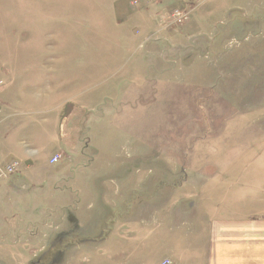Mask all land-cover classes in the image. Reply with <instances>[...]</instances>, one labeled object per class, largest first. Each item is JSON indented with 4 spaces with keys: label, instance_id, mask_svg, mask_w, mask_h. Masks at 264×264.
<instances>
[{
    "label": "rangeland",
    "instance_id": "1",
    "mask_svg": "<svg viewBox=\"0 0 264 264\" xmlns=\"http://www.w3.org/2000/svg\"><path fill=\"white\" fill-rule=\"evenodd\" d=\"M91 1L101 8L103 0H0L3 85L56 84L57 62L74 85L79 63L106 53L115 58L98 69L118 65L113 75L82 74L81 94L97 97L67 104L62 145L48 158L59 156L58 165L47 185L31 186V202L4 208L16 192L0 180V264L172 263L167 255L206 221L194 192L208 179L217 181L208 189L218 188L219 163L264 165V0H115L131 14L145 8V27L102 10L100 23L81 25ZM135 59L147 66L144 84L126 85L129 68L119 61ZM236 132L250 136L221 153L220 142ZM17 163L12 177L39 178ZM74 181L65 208L60 188L71 194ZM89 195L91 208L76 212Z\"/></svg>",
    "mask_w": 264,
    "mask_h": 264
},
{
    "label": "crops",
    "instance_id": "2",
    "mask_svg": "<svg viewBox=\"0 0 264 264\" xmlns=\"http://www.w3.org/2000/svg\"><path fill=\"white\" fill-rule=\"evenodd\" d=\"M86 4H88L91 11L94 10L95 14L86 11L84 14L86 21H82L81 25L91 26L100 23V10L108 13L111 19L130 17L129 24L135 22L140 27L148 25L147 13L149 12L145 8H141L137 14H131L134 12V8L126 6L125 3L124 5L118 4L115 0H103L101 8L99 4L93 5L92 1ZM148 8L152 9L151 7ZM77 16L75 14V17ZM125 41L133 42L134 40L127 36ZM131 54H133V51L129 52L128 57ZM100 58L97 63L87 62L85 66L83 63H79L78 70H75V72L80 73L78 76L80 78L74 85H66L65 69L62 70L60 63L57 62L56 65L52 63L55 68L54 74L57 75L55 77L56 84L0 86V162L4 164L8 163V160H16L22 165L25 163L27 169L38 170L39 172V178L36 177L33 180L21 177H8L4 180L16 192L9 193L11 194L9 197H4L6 205L10 203V206L6 207L5 205L4 208L14 210L18 209V205L13 206V202H16V204L31 202L29 201L30 197L33 198L32 194L37 190L31 188V186H44V184L47 185L50 182L49 178L51 176L47 171L50 172L51 168L55 169L58 163L49 164L48 158L52 157L51 154L55 153L62 145L67 104L71 103L72 107H77L84 104L86 98L91 102L93 98L95 100L97 97L94 92L81 94L82 88L79 85H83L84 77L82 74L87 75L89 80H92L99 73L108 74L110 72L113 75L116 72L115 68L118 65L116 67L112 65L111 69L104 68L102 70L96 66L106 63L105 59L115 58V55L106 53L105 56ZM137 60L128 63L123 60L119 61V63L129 68L128 71L125 70L123 73L128 75V77L127 75L124 77V84L126 85L129 82L137 85L144 84L143 75L146 73L145 68L147 66L144 61ZM80 61H83L82 57ZM137 62H139V65ZM139 66H142L143 69ZM96 71H98L97 74ZM153 71L155 75L159 72L156 69ZM88 88L90 89V87ZM87 107L91 108V105ZM239 134L236 132L220 142L221 153H227L226 146L236 149L238 144L247 138V135L250 136L248 133ZM238 138L243 140L239 141ZM36 155L39 158L38 162L35 160ZM236 163V167L228 165L227 162L219 163L220 170L224 172L219 178L216 190L207 188L213 182H217L208 179L205 181L201 192H194L197 199L200 197L202 199L198 203L202 202V206L205 205L208 211L211 212H208L206 221L203 224L192 229L191 241L187 247L173 249L167 255L171 258L172 263L264 264V165L259 164L255 169L247 170L241 167L238 162ZM67 168L60 167L59 170L62 171L60 178L65 177ZM233 168L235 172H232ZM39 182H42V185H39ZM78 183L79 181H74L69 184L68 188L73 189L71 194L67 189L60 188L59 198H61L60 201L66 203L65 208L68 207V197L75 196L78 191ZM26 185L27 188L20 190L22 186ZM188 188H191V185ZM13 194L16 196H12ZM186 197L189 199V191ZM91 199L92 196L89 195L80 199L81 204L76 205V202V212L78 210L83 211L84 208L89 210ZM85 205L86 207H84Z\"/></svg>",
    "mask_w": 264,
    "mask_h": 264
},
{
    "label": "built area",
    "instance_id": "3",
    "mask_svg": "<svg viewBox=\"0 0 264 264\" xmlns=\"http://www.w3.org/2000/svg\"><path fill=\"white\" fill-rule=\"evenodd\" d=\"M172 16L174 18L173 20L179 19V15L177 12L175 14H173ZM1 85H3L2 81H0V86ZM59 158H60L59 156H54L50 161L51 164L57 163ZM19 167H20V165L18 166L17 162H10V163H7L5 165H2L0 163V180L1 179H7L8 177H12V176L16 175ZM159 264H172V263L169 260H164Z\"/></svg>",
    "mask_w": 264,
    "mask_h": 264
}]
</instances>
